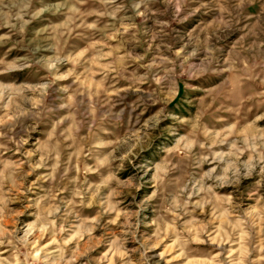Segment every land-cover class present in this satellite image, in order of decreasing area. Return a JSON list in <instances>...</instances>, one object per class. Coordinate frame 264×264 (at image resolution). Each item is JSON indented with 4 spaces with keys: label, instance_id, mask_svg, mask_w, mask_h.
<instances>
[{
    "label": "rangeland",
    "instance_id": "1",
    "mask_svg": "<svg viewBox=\"0 0 264 264\" xmlns=\"http://www.w3.org/2000/svg\"><path fill=\"white\" fill-rule=\"evenodd\" d=\"M0 264H264V0H0Z\"/></svg>",
    "mask_w": 264,
    "mask_h": 264
}]
</instances>
